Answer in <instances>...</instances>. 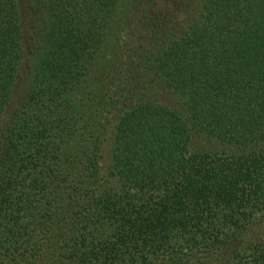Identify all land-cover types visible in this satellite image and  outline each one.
Instances as JSON below:
<instances>
[{
  "label": "trees",
  "instance_id": "trees-1",
  "mask_svg": "<svg viewBox=\"0 0 264 264\" xmlns=\"http://www.w3.org/2000/svg\"><path fill=\"white\" fill-rule=\"evenodd\" d=\"M0 264H264V0H0Z\"/></svg>",
  "mask_w": 264,
  "mask_h": 264
},
{
  "label": "rangeland",
  "instance_id": "rangeland-1",
  "mask_svg": "<svg viewBox=\"0 0 264 264\" xmlns=\"http://www.w3.org/2000/svg\"><path fill=\"white\" fill-rule=\"evenodd\" d=\"M23 30H24V32L26 31V28H25V25L23 26ZM26 33V32H25ZM27 37H26V35L24 34V39H23V43H27Z\"/></svg>",
  "mask_w": 264,
  "mask_h": 264
}]
</instances>
